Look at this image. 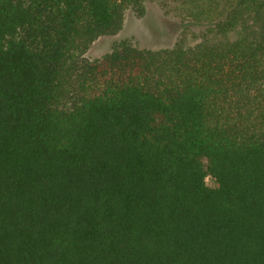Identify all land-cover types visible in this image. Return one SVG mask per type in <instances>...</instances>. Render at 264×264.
<instances>
[{"label": "trees", "instance_id": "1", "mask_svg": "<svg viewBox=\"0 0 264 264\" xmlns=\"http://www.w3.org/2000/svg\"><path fill=\"white\" fill-rule=\"evenodd\" d=\"M147 1L0 0V264H264V0Z\"/></svg>", "mask_w": 264, "mask_h": 264}, {"label": "rangeland", "instance_id": "2", "mask_svg": "<svg viewBox=\"0 0 264 264\" xmlns=\"http://www.w3.org/2000/svg\"><path fill=\"white\" fill-rule=\"evenodd\" d=\"M144 14L141 17L131 10L124 13L121 30L115 35L102 36L96 39L85 53L88 59H98L108 53L118 42L127 40L138 48L160 49L171 47L178 34L189 28L197 31L199 28L191 23H182L170 15H166L159 7L158 0L144 3ZM206 185L215 187L212 178H205Z\"/></svg>", "mask_w": 264, "mask_h": 264}]
</instances>
